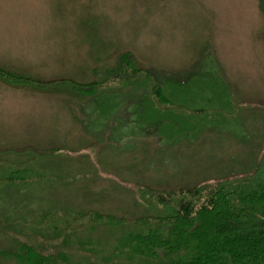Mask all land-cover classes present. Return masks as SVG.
<instances>
[{
	"label": "rangeland",
	"instance_id": "374dc122",
	"mask_svg": "<svg viewBox=\"0 0 264 264\" xmlns=\"http://www.w3.org/2000/svg\"><path fill=\"white\" fill-rule=\"evenodd\" d=\"M0 70L16 78L0 75V222L16 230L62 211L171 215L148 208L145 187L264 184V0H0ZM146 72L188 89L175 103L190 112L226 103L224 121L165 125L186 114L153 113ZM71 82L101 87L92 96ZM142 231L125 225L108 244ZM13 244L0 236V250Z\"/></svg>",
	"mask_w": 264,
	"mask_h": 264
},
{
	"label": "trees",
	"instance_id": "16d2710c",
	"mask_svg": "<svg viewBox=\"0 0 264 264\" xmlns=\"http://www.w3.org/2000/svg\"><path fill=\"white\" fill-rule=\"evenodd\" d=\"M124 63L135 73L141 72L132 66L129 56L124 58ZM0 75L6 80L12 77L7 71L0 70ZM146 76L155 80L153 113H157L158 105L164 104L166 108H177L186 114L175 117L169 113L164 117L165 125L181 129L195 127L199 131L210 116L222 119L219 112L224 111L226 103H221L216 110L190 112L175 103L177 99L187 101L185 87L177 90L171 77L162 80L151 72H146ZM18 79L33 82L28 78ZM62 83L68 80H59V84ZM71 84L79 93L92 96L101 87L100 84ZM128 85L131 84L128 82ZM194 118L199 120L194 121ZM28 149L32 151V148L24 151ZM36 151V155L42 156ZM13 180V176L5 179L6 183ZM247 183L243 181L240 186L234 184L233 187L198 185L189 190L165 191L145 187L141 195L149 209L171 208L173 213L130 222L95 211L53 212L36 215V222L31 225L37 224L42 230L33 229L29 234L16 230L14 223L5 220L0 222V236L11 237L16 244L0 250V264L9 261L15 264H264V184L253 187ZM125 225L143 227L145 231L130 232L126 236L119 234L115 237V246L109 245L108 238ZM101 228L113 230L106 240L93 236ZM75 259L80 261L75 263Z\"/></svg>",
	"mask_w": 264,
	"mask_h": 264
}]
</instances>
